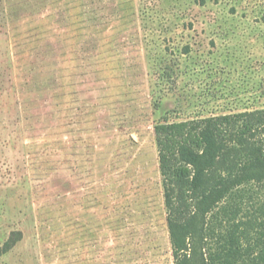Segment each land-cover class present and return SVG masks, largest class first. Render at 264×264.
Returning <instances> with one entry per match:
<instances>
[{
	"label": "rangeland",
	"instance_id": "rangeland-1",
	"mask_svg": "<svg viewBox=\"0 0 264 264\" xmlns=\"http://www.w3.org/2000/svg\"><path fill=\"white\" fill-rule=\"evenodd\" d=\"M256 109L264 0H0V264H175L155 126Z\"/></svg>",
	"mask_w": 264,
	"mask_h": 264
},
{
	"label": "trees",
	"instance_id": "trees-1",
	"mask_svg": "<svg viewBox=\"0 0 264 264\" xmlns=\"http://www.w3.org/2000/svg\"><path fill=\"white\" fill-rule=\"evenodd\" d=\"M175 72L166 65L163 77L173 82ZM155 137L175 264H191L190 238L200 214L207 240L217 239L207 249V264H264V201L242 217L245 195L254 200L264 189V109L160 122ZM22 240V231L13 232L0 257Z\"/></svg>",
	"mask_w": 264,
	"mask_h": 264
}]
</instances>
